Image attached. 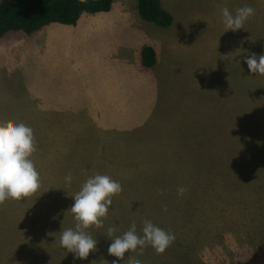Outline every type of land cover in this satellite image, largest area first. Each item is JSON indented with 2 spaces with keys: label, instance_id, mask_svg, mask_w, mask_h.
Returning a JSON list of instances; mask_svg holds the SVG:
<instances>
[{
  "label": "rangeland",
  "instance_id": "1",
  "mask_svg": "<svg viewBox=\"0 0 264 264\" xmlns=\"http://www.w3.org/2000/svg\"><path fill=\"white\" fill-rule=\"evenodd\" d=\"M124 1L133 0H115L114 12L130 17L113 22L0 37V124L33 129L41 179L36 193L0 204V264H111L107 229L121 236L135 222L143 235L144 220L174 241L162 253L126 252L120 264H264V75L243 60L264 53V0H160L172 28ZM244 6L254 15L226 31L222 9ZM148 30L141 44L155 45L149 69L167 72L161 79L129 69ZM170 30L185 40L179 59ZM95 174L123 190L103 226L86 230L97 251L74 260L59 238L75 228L73 196Z\"/></svg>",
  "mask_w": 264,
  "mask_h": 264
},
{
  "label": "clouds",
  "instance_id": "2",
  "mask_svg": "<svg viewBox=\"0 0 264 264\" xmlns=\"http://www.w3.org/2000/svg\"><path fill=\"white\" fill-rule=\"evenodd\" d=\"M254 13L255 9L250 6L237 9L235 15L228 8H223L222 22L226 31L244 28L245 22ZM243 60L251 73L264 75V53L258 55L252 52L243 56ZM36 150L31 127L24 123L0 124V204L8 199L27 198L41 187L39 172L31 159ZM72 180L71 173L65 176L67 186L71 185ZM122 190V185L110 176L95 174L73 196L71 212L76 221L75 228H68L61 233L59 245L68 253H73L74 260H85L90 252L97 251V239L86 230L93 225L97 228L103 226L102 218L108 215L112 197ZM185 191V188H179L178 195H183ZM117 231L115 227L107 229V237L112 241L107 252L117 258L111 264H120L126 252H134L138 247L142 251L145 246L151 245L157 253H162L175 239L173 233L161 229L150 220L143 221V235L137 234L135 222L123 235L114 237ZM133 264H141V261L135 260Z\"/></svg>",
  "mask_w": 264,
  "mask_h": 264
},
{
  "label": "trees",
  "instance_id": "3",
  "mask_svg": "<svg viewBox=\"0 0 264 264\" xmlns=\"http://www.w3.org/2000/svg\"><path fill=\"white\" fill-rule=\"evenodd\" d=\"M113 0H0V37L8 32L31 33L50 23L75 25L82 14L107 12ZM139 16L160 27L171 24V15L160 0H137ZM140 63L151 67L156 63L152 46L140 51Z\"/></svg>",
  "mask_w": 264,
  "mask_h": 264
},
{
  "label": "crops",
  "instance_id": "4",
  "mask_svg": "<svg viewBox=\"0 0 264 264\" xmlns=\"http://www.w3.org/2000/svg\"><path fill=\"white\" fill-rule=\"evenodd\" d=\"M114 1L115 0H113V2H112V7H111V9L109 10V11H107V12H98V14H96L95 13V15H93V14H86V13H84V14H82L81 15V17L79 18V20L77 21V23H82V22H84V21H88V22H92V19L94 18V19H96V20H100V21H106L110 16H112V22H113V20L114 19H117L118 20V18H119V16H121V14H127V16L128 17H130V13H128V11H127V9L126 8H122L123 9V11L121 12V13H117V12H114V9H113V5H114ZM127 5H128V3H131L132 2V5H134L135 7H137V0H136V3L134 2V0L133 1H124ZM161 2V1H160ZM163 7V6H162ZM164 8V7H163ZM165 9V8H164ZM166 10V9H165ZM167 11V10H166ZM168 12V11H167ZM169 13V12H168ZM137 14H138V10H137ZM170 14V13H169ZM135 15V14H134ZM139 15V14H138ZM105 17H107V19L105 20ZM107 22V21H106ZM107 23H109V22H107ZM174 23H175V20L171 17V24L170 25H168L170 28H172L173 26H174ZM85 24H87V23H85ZM156 25V24H155ZM73 25H64V24H59V23H50V24H47V25H45L44 27L46 28H56V27H59V28H61L62 30H66V31H68V30H72V29H74V28H71ZM156 26H158V25H156ZM44 27H42V28H44ZM160 27V26H159ZM167 27V26H166ZM154 28V27H153ZM158 28V27H157ZM149 31L150 30H148V31H144V33L142 34V35H139L137 38H136V40H135V44L137 45V46H139V48H140V46L142 47L143 45L141 44V43H146L144 40H142L144 37H146L148 34H149ZM157 33L158 34H162L159 30L157 31ZM172 33V30H170L169 32H167V33H165L163 36H165V40H168L167 41V44L168 45H171V46H175V45H177L178 47H179V49H178V51H176V52H171V53H169V54H172L174 57H177V59H179L178 57V52H181V53H185V40H183V39H180V38H178V37H176L175 35H172L171 34ZM172 39V40H171ZM214 42V41H213ZM212 42V43H213ZM148 44H150L152 47H153V49L155 50V45L154 44H152V43H148ZM166 44V45H167ZM212 45V44H211ZM211 45H209V46H211ZM200 55V54H199ZM201 57V56H200ZM207 58V56L206 57H204L203 59L205 60ZM201 62V61H200ZM142 68H144V70H142ZM130 70H132V71H135V72H144V73H146L147 72V74H149V75H151V76H153V77H156V78H158V79H161V77H164L165 76V74L167 73H160V75L158 74V72L156 73H154L152 70H150L149 69V67H144V66H142L141 65V63H140V51H138V53H137V58L133 61V63H131V67L129 68ZM157 105H162L160 102H158L157 100H156V103H155V105L154 106H157ZM167 107V106H166ZM170 111V106L169 107H167V109H166V112H169Z\"/></svg>",
  "mask_w": 264,
  "mask_h": 264
}]
</instances>
